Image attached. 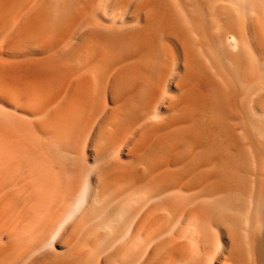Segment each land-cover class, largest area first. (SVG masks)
Instances as JSON below:
<instances>
[{"label": "bare ground", "instance_id": "1", "mask_svg": "<svg viewBox=\"0 0 264 264\" xmlns=\"http://www.w3.org/2000/svg\"><path fill=\"white\" fill-rule=\"evenodd\" d=\"M0 264H264V0H0Z\"/></svg>", "mask_w": 264, "mask_h": 264}]
</instances>
